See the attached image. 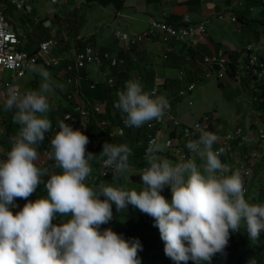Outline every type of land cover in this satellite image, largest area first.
Returning <instances> with one entry per match:
<instances>
[{
    "label": "clouds",
    "instance_id": "clouds-1",
    "mask_svg": "<svg viewBox=\"0 0 264 264\" xmlns=\"http://www.w3.org/2000/svg\"><path fill=\"white\" fill-rule=\"evenodd\" d=\"M31 70L42 77L39 89L24 93L10 89L4 100L5 110L16 109L13 121L18 135L6 159L0 160V264H143L144 233L149 231L159 242L162 258L158 262L172 264L171 258L176 264L189 260L210 264L215 254L224 252L230 230L237 232L243 226L253 242L259 239L264 230V205L248 202L243 180L250 170L240 173L241 166L232 167L238 155L233 140L240 128L226 133L216 127L219 133L198 129V138L186 145L190 158L177 163L157 155L167 143L151 141L145 153L147 166L139 172L143 187L137 191L103 182L98 186L86 183L94 154H86L89 138L66 123L71 118L66 116L51 138V155L62 172L48 179L46 196L22 207L18 198L28 200L41 184L35 146L52 128L47 116L51 75L43 67ZM117 96L114 107L125 114V125L139 128L154 123L163 129L157 123L170 108L166 96L148 92L138 79L128 80ZM101 154L106 157L104 166L113 169V179L129 170L127 144L105 142ZM197 156L202 166L197 165ZM165 185L170 186V203L161 195ZM109 201L117 211L131 204L153 217L156 226H150L148 219L132 240L111 228L101 232L100 226L113 216ZM57 214L70 215V219L57 224ZM248 264H256L255 259L250 258Z\"/></svg>",
    "mask_w": 264,
    "mask_h": 264
},
{
    "label": "trees",
    "instance_id": "trees-1",
    "mask_svg": "<svg viewBox=\"0 0 264 264\" xmlns=\"http://www.w3.org/2000/svg\"><path fill=\"white\" fill-rule=\"evenodd\" d=\"M5 4V13H8L11 17L9 20L15 21L13 29L18 33L19 38L23 42L19 44V49L25 52L33 53L38 49L40 42L49 38L57 40L56 50L52 51V55H61L62 59L58 65L46 66L44 63H40L38 67L46 69L55 80L64 84V89H60L59 86L52 82L53 90L55 93L56 101L53 102L51 96H48L50 111L47 113L48 118L52 123V128L49 132L45 133V139L43 142L37 144L36 150L38 158L35 161L37 166L42 169L41 184H39L36 190L39 191L37 196L47 195L44 185L50 179L51 175L62 172V169L57 165L54 156L51 155L53 149L51 148V138L59 130L58 122L65 119V115H69L71 120L65 122L70 124L74 129H80L88 138L89 143L86 145V154L91 152L94 154V159L90 161L91 173L87 177L88 182L91 185V180H96L99 184L107 183L112 184L115 187L123 188L126 190L135 189L141 190L143 187L142 181L131 182L134 187L131 186L130 181L133 179V172L139 173L144 167L147 166L145 160L146 149L151 141L157 143H165L167 139V126L160 128L158 126H149L145 123L142 127H128L124 124L125 114L120 109L114 107V102L118 99V92L124 90L125 84L130 79H138L145 90L150 93L156 92V89H162L166 91V97L169 101L172 115L176 118L177 113L174 110V105L181 101L185 96L191 95L195 88V72L197 66L195 61L199 57V52L194 46H190L181 42L180 40L169 39L166 45L170 47L165 50V63L163 67L170 66L173 69L177 68L183 72V76L179 77V72L176 76H166L159 81L157 72L154 70L152 62L146 60L144 46L141 45L147 41H141L132 45L129 49L124 50L118 48L116 51L117 58L122 62L116 63V65H109L108 61L101 58L99 64L90 63L79 70H70L68 65L72 61L75 53L82 51L86 46L92 49L111 50L116 46V38L114 32L111 31L108 37H104L103 41H96L94 33H88L83 35L81 33L84 26V8H89L90 4L98 5L101 8L112 5L114 9L121 11L125 8V0H84L83 4L75 7H68L65 0H62L61 4L42 14L37 13L34 6L29 9L23 8L17 12L10 7L9 0H1ZM148 5L151 3H157L159 0H146ZM201 0H184L179 2V5H175L176 8H183L190 11L189 22H184L183 14L171 12L164 16L166 22L172 23L174 26L188 25V24H204V31L198 36L200 38L198 45L204 42L205 47L201 46L200 53L202 55L199 59L202 61L203 55H215L220 49H222V42H219L214 38L211 32L206 29V24L210 20H206V15L212 11V7L208 9H202L203 12L197 13L192 11L201 10L202 6H199ZM216 2V0H213ZM221 2L222 9L217 12L219 14L227 16L226 19L232 21L234 18L240 22V28L238 29L241 35H245L244 42L233 49H224L227 60L225 61V75L229 80H235L239 83L238 88H233V97L241 94L250 95L251 97L246 101H238L236 106L245 104L250 108L257 109L261 112L259 123H247L241 119L238 128H242L239 136L236 140H233V144L237 149V162L232 164L233 168L242 167L240 171L250 170L249 177L245 178L247 191L252 201L249 203L264 205V155L259 157V153L255 151H264V49L256 50L257 58L254 65L249 67L247 65L249 57L243 58L242 63L239 62V56L247 45L252 42L253 45L262 42L264 44V0H217ZM59 2V1H58ZM56 2V4H58ZM186 5V7L184 6ZM237 5L231 10L229 5ZM197 6V10L194 6ZM217 9V4L213 5ZM252 7H255V11L258 16H250ZM178 8V9H179ZM11 9V10H9ZM186 9V10H187ZM250 10V11H249ZM231 11V14H225ZM248 13V14H247ZM235 14V16H234ZM49 20L50 25L44 26L43 22ZM220 20V19H219ZM117 30V29H115ZM114 30V31H115ZM236 31V30H235ZM237 32V31H236ZM113 35V36H112ZM78 36H80L78 38ZM262 37V40H261ZM160 40L159 38H153V41ZM161 41V40H160ZM149 43V42H147ZM197 45V47H198ZM251 51V50H248ZM228 53V55H227ZM189 55V57H187ZM141 58L143 61L141 62ZM239 58V59H238ZM134 59V60H133ZM96 66L98 77H92L89 75L86 67ZM218 70L219 66H215ZM198 70V69H196ZM102 73V74H101ZM38 73L32 70L28 71L24 76V83L21 87V93L30 90H38L40 87ZM222 75V76H223ZM111 78L112 82L107 83V79ZM204 78H198L199 81H203ZM193 83V88L184 96L178 94V89L184 87L186 83ZM219 86L223 88L221 81ZM5 89V85H1ZM247 88L249 91L243 89ZM155 94V93H154ZM227 97L231 95L228 93ZM4 100L0 99V153H7L10 151L13 142L18 135V125L13 121V115L16 111L5 110ZM189 99V104H191ZM235 101L232 102L234 104ZM80 103L88 104L90 111L96 106L98 111L88 113L84 116L85 124H82V118L79 112L73 111L72 106ZM205 116H200L201 120ZM165 115L163 116V120ZM208 122L212 121L206 127L208 131H215L214 120L215 117H208ZM122 119V120H121ZM179 119V118H178ZM120 120V122H119ZM153 121V120H152ZM150 121V122H152ZM181 122V120L179 119ZM100 122H103L102 124ZM252 122V121H251ZM182 123V122H181ZM158 125L160 122L157 123ZM254 128L252 130L253 137L251 140L244 138L243 133L248 128ZM240 128V129H241ZM119 129L121 132H119ZM236 126L234 128L235 132ZM226 130V129H225ZM174 131L168 132L170 137H173ZM226 133V131H224ZM198 131H193V137L191 140L198 138ZM161 137V140H160ZM105 142L116 144H127L131 149L129 156V165L133 170H128L122 175H117L113 179V169L104 166L105 156L101 154L103 145ZM251 143V145H249ZM186 146L187 142L181 144ZM251 146V147H250ZM162 158H167L173 163L179 162L178 158L173 154L172 149L166 148L163 152L157 153ZM194 155V154H193ZM190 157L186 156L184 160ZM222 159V158H221ZM201 160L198 156L195 157L196 163ZM261 166V169H258ZM254 169V171H253ZM125 179L126 182H120L121 179ZM99 184H96L98 186ZM170 186L165 185L161 190V195L166 200L171 202L167 197ZM33 195L28 197L29 201ZM101 199H107V197L101 195ZM112 205L113 216L107 223L100 226L102 232L105 228H111L117 234L121 235L126 240L136 239L137 232L142 226L148 223L149 215L140 212L137 208L129 204L125 213H119L116 209L115 203L109 201ZM57 217L61 214H57ZM67 219H65L66 221ZM54 223V219L52 221ZM145 248L143 250V264H166L158 262L162 258L159 242L154 232L149 231L144 233ZM255 259L256 264H264V230H262L260 237L256 241H252L246 229L242 226L237 232H231L228 245L224 249L223 253H217L213 256L210 264H248V261ZM171 260L172 264H176L174 260ZM183 264V262H181ZM187 264H195L194 261L189 260ZM202 264H209V262H202Z\"/></svg>",
    "mask_w": 264,
    "mask_h": 264
},
{
    "label": "rangeland",
    "instance_id": "rangeland-1",
    "mask_svg": "<svg viewBox=\"0 0 264 264\" xmlns=\"http://www.w3.org/2000/svg\"><path fill=\"white\" fill-rule=\"evenodd\" d=\"M134 1L135 0H125L124 1L125 8L121 10V12L123 11L127 15L130 14L131 11L129 10V7L131 8V6L132 7L135 6L133 4ZM182 1L184 0H159L157 3H151V5H148V4L146 5L147 7H152V10L154 11L152 12L153 17H156L157 19H164L165 14H169L171 12H175L178 14L182 12L183 17L187 16L189 18L190 11L187 9L185 4L184 6L186 7L187 10L183 8H179V7H178L179 9L174 7L175 5H179L180 4L179 2H182ZM61 2L62 0H59L58 4H56V3L50 2V0H29L28 4L30 5V7L34 6L37 13L41 17L43 16L42 14L46 13V11L56 9V7L61 4ZM65 2L68 7L72 8L75 6L82 5L84 0H82L81 2L80 0H65ZM141 3H142V7L141 8L137 7L139 12H141L139 15L143 18H147L146 21L148 22V20H150L152 16H150L151 14H149L146 11L144 0H142ZM211 3H217V0L216 2L213 0H201L198 4L199 6H202L201 10L192 11V12L201 13L203 12L202 9L204 7H209V4ZM167 4H169V7L168 9H165L167 7ZM198 5L194 6V9L197 10ZM236 6L237 5L233 4V5H229L228 8L231 10L232 8ZM212 8L213 10L210 11L209 14L206 15L205 17L206 20H210V22L206 24V29H208L209 32H211L212 35H214V38L216 40L223 43L222 47L224 49H233L234 47L240 46L244 42V39H245V35L244 34L241 35V33H239L238 31V29L241 26L240 22L238 20H235L234 18L232 19V21H230L229 19L219 20L217 17V12L220 11L222 7L217 6V9H215L214 7ZM254 8L255 7H252L250 9L252 10L250 13V16H258ZM83 10L85 13L84 14L85 20H84V26L82 28L81 33L83 35L88 34V33H94L96 36V41L100 40L101 42L102 38L108 37L109 33H111V31L114 32L115 29L126 30L129 32H138V31L147 30V26H146L147 23L146 25L141 23L140 28H137V27L130 28L128 25L124 24L122 21H118L120 16L117 15L118 11L117 9H114L112 5L107 6L103 10L98 5L94 6L93 4L92 5L90 4L89 8H84ZM162 11H163V14H162ZM231 13L232 12L229 11L228 13H225V14H231ZM123 19L126 20L128 18L124 17ZM10 23L13 25L15 24V21L11 22L10 20ZM261 40H262V37H261ZM146 43L147 42L141 44L144 46L143 50L145 51V56H146L145 58L147 61H150L153 63L154 70L157 72L159 81L162 82V80L166 76H176L179 72L177 68L173 69L170 66H167L165 68L163 67V64L165 63L163 44L160 42L158 43L149 42L148 44ZM202 44H204V42L200 43V45L197 44L198 47L197 45L194 46L199 52V57H197V60L195 61V64L197 65L195 68L198 70L196 69L193 70L196 76L195 88L192 91L191 95L185 96L183 99H181V101L177 102L174 105V110H176L177 117L185 123H191L194 120L198 119L200 116L206 114L213 118L214 117L216 118L214 120V125L216 129H219V130L222 129L221 131H226V132H234L235 126L236 128H238L239 122L241 119L243 120V122H247L248 124L249 123L253 124L254 122L259 123L260 114H261L259 110L254 109L252 107L250 108L249 106H246L245 104L236 106V103L238 101H246L251 97L250 95H246L244 93L239 96L233 97L234 90L232 89L234 87L238 88L239 86V83L237 81L229 80L225 75L221 77H217L216 72L213 73L211 76L206 75L210 72L211 68L208 65H204L200 62L201 60L199 58L202 56L200 55V53L203 52L201 50V46L205 47ZM247 44L253 45L252 42H249ZM253 46L258 47L259 50L260 48L264 49V44L262 42H259ZM114 47H117V46H114ZM223 48L221 50H223ZM244 55H245V49H243V51L241 52V57L239 56L240 59L238 58L239 62L243 60ZM255 56L257 58L256 52H255ZM187 57H189V55H187ZM142 61L143 59L141 58V62ZM86 69L90 76L98 77L96 66H87ZM38 78H39V83L41 84L42 77L38 75ZM198 78H204V80L198 82ZM23 81H24L23 78H20L17 75H12L11 71L9 70H3L0 72V86L2 83H5L7 86H11L15 84H18L21 86L23 84ZM51 81L55 82L59 86L60 89L62 90L64 89V84L62 82L55 80V78L52 75H51ZM220 81L223 84V88L219 86ZM243 89L246 91H249L245 87H243ZM56 92H57L56 90H53L47 94V97L51 96L53 102L56 101V96H55ZM228 93L231 95L230 98L227 97ZM155 95L166 96V91H163L162 89H156ZM189 99L192 100L191 104H189L188 102ZM233 101H235L234 104H232ZM171 108L172 106H170V108L166 111L171 112L170 110ZM252 130L254 131L255 129L253 127L248 128L246 132L243 133L244 138H248L249 140H251L253 137ZM160 140H161V137H160ZM249 145H251V143H249ZM0 149H1V146H0ZM255 153L256 155L257 153H259V157L264 155L263 149L262 151H255ZM3 159H6V154L0 153V160H3ZM197 165L202 166V161L199 160L197 162ZM258 169H261V166ZM129 170H133L131 166L129 167ZM132 172H133V179L128 184H131V182L134 183V182L142 181L139 173L135 171H132ZM86 181L88 182V180ZM120 182H126V180L123 178L120 180ZM243 183L244 185L247 184L246 181L244 180H243ZM96 184H99V183L96 180H91V185L96 186ZM131 186L134 187L133 184H131ZM38 193L39 191L35 190L31 194L33 195V197L30 200L35 201L36 199H38L39 198L37 196ZM252 196L249 198L248 202L252 200ZM18 199L21 200L22 207L24 206L25 203L28 202L25 199H20V198ZM118 212L125 213L126 209L120 210ZM59 219L60 221L57 224L64 222L65 219H70V215L69 216L61 215L59 216ZM149 225L156 226V222L154 218L151 216H149Z\"/></svg>",
    "mask_w": 264,
    "mask_h": 264
},
{
    "label": "built area",
    "instance_id": "built-area-1",
    "mask_svg": "<svg viewBox=\"0 0 264 264\" xmlns=\"http://www.w3.org/2000/svg\"><path fill=\"white\" fill-rule=\"evenodd\" d=\"M59 0H50L52 3H56ZM82 0H80L81 2ZM10 7L15 9L17 12L21 11L23 8H30L29 0H9ZM9 17H11L8 13H5V4L0 0V72L3 70L11 71L12 75H17L20 78H23L28 71L32 69V67H38L40 63H44L46 66L50 65H58L62 59L61 55H52V51L56 50L57 40L54 38H49L40 42L38 45V49L30 53L25 52L19 49V44L23 42L19 38L18 33L13 29L12 24L10 23ZM222 14L218 15V19L224 20L226 19ZM184 22H189V18L185 16L183 18ZM44 26H49V20H45L43 22ZM204 24H188V25H179L174 26L170 22H166L163 19L151 18L148 22V28L145 32H129L126 30H115L114 36L117 40L116 46L111 48V50H98L92 49L89 46H86L82 51H78L75 53L72 61L68 65V69L70 70H79L86 66V64L95 63L99 64L101 58L108 61L109 65H116L117 61L122 62L121 59L117 58L116 51L118 48L127 50L132 45L141 42H153V43H162L165 50L169 49L166 45V42L169 39L173 38L174 40H180L187 45L194 46L197 45L200 38L198 37L204 31ZM80 36H78L79 38ZM153 38H159L160 40L153 41ZM245 55L249 57V61L247 65L252 68L255 63L256 56L255 52L258 47L247 44L245 46ZM251 50V51H248ZM227 60L225 52L223 50H219L215 55H203L202 61H200L204 65H208L211 70L208 76H211L213 73H217V77H221L225 72V61ZM243 61V60H242ZM242 63V62H240ZM215 66H219V69L216 70ZM102 74V73H101ZM183 76V72H179V77ZM112 79L108 78L107 83H111ZM1 85H5V89L0 86V99H6L7 94L10 89H14L21 93L22 85H11L7 86L5 83ZM193 88V83H186L184 87L178 89V94L180 96L186 95L188 91ZM155 93V91H153ZM73 111L79 112L82 118V124L84 122V116L88 113L98 111L96 106L93 107L92 111L88 104L80 103L72 106ZM165 118L160 119V125L165 128L167 126V139L165 143L169 146L167 148H171L173 154L179 159L183 160L187 155L186 146L181 145L185 142H188L193 137V131H197L198 129L206 130V127L209 125V118L204 117L203 120L196 119L189 124H183L176 118L172 113L165 112ZM69 116L68 114L65 115ZM67 120H71L67 119ZM101 124L103 122H100ZM149 126H155L154 123H150ZM174 131L173 137L168 135V132ZM208 131V130H207ZM119 132L120 129H119ZM190 151V150H189ZM189 155L188 157H190Z\"/></svg>",
    "mask_w": 264,
    "mask_h": 264
},
{
    "label": "crops",
    "instance_id": "crops-1",
    "mask_svg": "<svg viewBox=\"0 0 264 264\" xmlns=\"http://www.w3.org/2000/svg\"><path fill=\"white\" fill-rule=\"evenodd\" d=\"M142 0H135L134 1V7H132L131 6V8L129 7V10L131 11L130 12V14H126V13H124L123 11V13L121 12V11H118L117 12V15L118 16H120L119 17V20L118 21H122L124 24H126V25H128L130 28H132V27H137V28H140L141 27V23H143V24H145L146 25V23H147V28H148V22H149V20H148V22L146 21L147 20V18H143V17H141L139 14L141 13V12H139V10L137 9V7H139V8H141L142 7ZM144 2H145V8H146V11L149 13V14H151L150 16H152L151 18H156V17H153V13L152 12H154L153 10H152V7H147V2H146V0H144ZM130 3H132V2H130ZM214 4H217V6L218 7H222V5H221V2L220 1H217V3H211V4H209V7H214L213 5ZM168 7H169V4H167V7L165 8V9H168ZM209 7H204L203 9L205 10V9H208ZM106 7H104V8H102L103 10L105 9ZM163 9V8H162ZM151 12H149V11ZM213 10V9H212ZM125 11H126V9H125ZM136 11H138V12H136ZM136 12V13H135ZM162 14H163V11H162ZM165 15H167V14H165ZM131 16V17H130ZM163 16V15H162ZM124 17H127L128 19H123ZM133 17V18H132ZM135 18V19H134ZM123 19V20H122ZM138 32H145V31H138ZM105 39V38H104ZM103 41V38L101 39V42ZM117 42V41H116ZM146 44H148V43H146Z\"/></svg>",
    "mask_w": 264,
    "mask_h": 264
},
{
    "label": "bare ground",
    "instance_id": "bare-ground-1",
    "mask_svg": "<svg viewBox=\"0 0 264 264\" xmlns=\"http://www.w3.org/2000/svg\"><path fill=\"white\" fill-rule=\"evenodd\" d=\"M134 60V59H133ZM122 120V119H121ZM119 122H120V120H119ZM251 147V146H250Z\"/></svg>",
    "mask_w": 264,
    "mask_h": 264
}]
</instances>
